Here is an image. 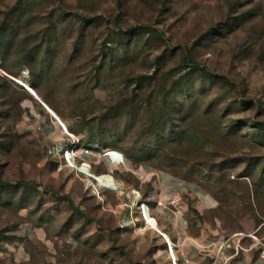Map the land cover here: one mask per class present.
<instances>
[{
	"label": "rangeland",
	"instance_id": "1",
	"mask_svg": "<svg viewBox=\"0 0 264 264\" xmlns=\"http://www.w3.org/2000/svg\"><path fill=\"white\" fill-rule=\"evenodd\" d=\"M13 16L0 264H176L161 233L177 264H264V0H0ZM58 16L59 45L25 43Z\"/></svg>",
	"mask_w": 264,
	"mask_h": 264
},
{
	"label": "trees",
	"instance_id": "2",
	"mask_svg": "<svg viewBox=\"0 0 264 264\" xmlns=\"http://www.w3.org/2000/svg\"><path fill=\"white\" fill-rule=\"evenodd\" d=\"M18 13V12H17ZM11 16V15H10ZM15 16L11 17V18H8L5 22L2 23V28L0 29V32L1 30L5 31L9 28L10 26V22L11 20H15ZM84 22L87 23V25L91 24L93 21L90 20V19H87V18H84ZM68 23V19H66L65 17V20L63 18H61V16H58V17H55L51 22H50V28L48 27L49 29V32H48V29L45 30V32L47 33L46 35H43L42 38H41V41L40 40H35L32 38V34H30V37L29 39H26L25 40V43H27L28 45H30V47L34 48V47H41V46H48V47H52V45H59V41L60 40V34L62 33V27L63 25H66ZM144 29H146L149 33L153 34L157 39H160V40H164L165 38V35L158 29H155L153 27H145ZM49 33V34H48ZM40 41V42H38ZM6 43L7 41L4 40H0V49H2L4 46H6ZM4 44V46H3ZM76 46L77 43H75ZM31 53H26L25 56H23V60H24V65L25 66H29V67H32V61H33V55H30ZM184 62L185 64L188 66V67H191V68H194V69H198V70H201V71H208L207 69L205 68H202L200 65H198L195 61H193L191 59V57L189 55H186L185 58H184ZM32 72H34V70H32ZM41 96V93L39 94ZM43 97V96H42ZM45 100V99H44ZM47 105L50 106V108H52L53 110L56 109V107L52 104V103H49L47 102Z\"/></svg>",
	"mask_w": 264,
	"mask_h": 264
},
{
	"label": "bare ground",
	"instance_id": "3",
	"mask_svg": "<svg viewBox=\"0 0 264 264\" xmlns=\"http://www.w3.org/2000/svg\"><path fill=\"white\" fill-rule=\"evenodd\" d=\"M29 90V92H30V94L32 95V91L33 90H31V89H28ZM33 96V95H32ZM34 97V96H33ZM40 99V98H39ZM36 100V99H35ZM41 101V100H40ZM39 102V101H38ZM42 102V101H41ZM46 107H44V109L48 112V114H49V116L52 118V120L54 121V122H56L61 128H63L64 130H66V127H65V125H64V123L62 122V120L49 108V107H47V105L46 104H44ZM86 168H87V166H84V167H81V171L83 172V171H85L86 170ZM79 170V169H78ZM87 174V173H86ZM86 174H84V175H86ZM99 183H101L103 186H105V187H107V188H110V189H112V190H117V186H116V181L111 177V176H109V175H102V176H100L99 178H98V180H97ZM135 195V194H134ZM139 211L142 213V215H143V217H144V219H145V221H146V225L148 226V227H151L152 229H155L156 230V228H155V226H154V224H153V222H152V220L150 219V217H149V214L147 213L148 212V210H147V208H146V206L145 205H143L140 209H139ZM140 213V214H141ZM161 235H162V237L164 238V240H165V242H166V246H168L169 248H170V251H171V256H172V258L175 260V262H176V264H177V258H176V256H175V253H174V246H172L173 245V243L171 242V240L169 239V237L167 236V235H165V234H162L161 233Z\"/></svg>",
	"mask_w": 264,
	"mask_h": 264
},
{
	"label": "water",
	"instance_id": "4",
	"mask_svg": "<svg viewBox=\"0 0 264 264\" xmlns=\"http://www.w3.org/2000/svg\"><path fill=\"white\" fill-rule=\"evenodd\" d=\"M32 95L34 96V98H35L37 101L41 102L40 99H39V97H38V95H37L34 91H32ZM41 104L43 105V107H46L42 102H41Z\"/></svg>",
	"mask_w": 264,
	"mask_h": 264
},
{
	"label": "crops",
	"instance_id": "5",
	"mask_svg": "<svg viewBox=\"0 0 264 264\" xmlns=\"http://www.w3.org/2000/svg\"><path fill=\"white\" fill-rule=\"evenodd\" d=\"M243 262V260L240 262V264Z\"/></svg>",
	"mask_w": 264,
	"mask_h": 264
}]
</instances>
